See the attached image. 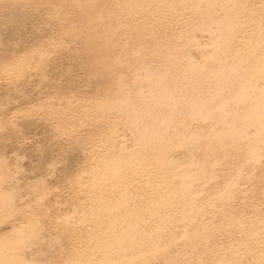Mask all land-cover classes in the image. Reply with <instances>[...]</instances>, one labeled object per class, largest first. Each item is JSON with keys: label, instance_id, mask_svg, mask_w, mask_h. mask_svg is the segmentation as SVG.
I'll return each mask as SVG.
<instances>
[{"label": "bare ground", "instance_id": "6f19581e", "mask_svg": "<svg viewBox=\"0 0 264 264\" xmlns=\"http://www.w3.org/2000/svg\"><path fill=\"white\" fill-rule=\"evenodd\" d=\"M23 19L0 264H264V0H0Z\"/></svg>", "mask_w": 264, "mask_h": 264}, {"label": "rangeland", "instance_id": "374dc122", "mask_svg": "<svg viewBox=\"0 0 264 264\" xmlns=\"http://www.w3.org/2000/svg\"><path fill=\"white\" fill-rule=\"evenodd\" d=\"M31 20H16L9 24L0 25V38L6 39L14 34H20L21 36L29 35L32 26ZM74 156H70L69 160H74Z\"/></svg>", "mask_w": 264, "mask_h": 264}]
</instances>
